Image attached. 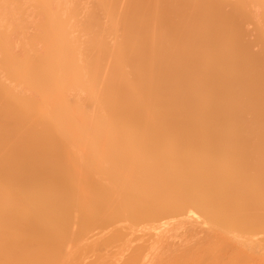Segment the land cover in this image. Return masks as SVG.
<instances>
[{"label":"bare ground","instance_id":"obj_1","mask_svg":"<svg viewBox=\"0 0 264 264\" xmlns=\"http://www.w3.org/2000/svg\"><path fill=\"white\" fill-rule=\"evenodd\" d=\"M85 1L0 0V264H264V0Z\"/></svg>","mask_w":264,"mask_h":264},{"label":"rangeland","instance_id":"obj_2","mask_svg":"<svg viewBox=\"0 0 264 264\" xmlns=\"http://www.w3.org/2000/svg\"><path fill=\"white\" fill-rule=\"evenodd\" d=\"M89 4V0H86L85 1V3H84V6H87ZM255 11H256V9H254ZM0 18H6V17H3V16H0ZM247 25V26H246ZM254 25L253 24H251V23H247V24H245V31L247 30L248 32H246L247 34H248V38L249 39H252V40H255V38H256V31L253 29L254 27H253ZM264 28V27H263ZM255 33V34H254ZM254 36H255V38H254ZM16 40V39H15ZM254 42V41H253ZM17 43H18V40H17ZM254 43H255V45H254ZM252 45H253V47H251L252 48V50L251 51H257V49H259V44H258V42H254ZM17 45V44H16Z\"/></svg>","mask_w":264,"mask_h":264}]
</instances>
